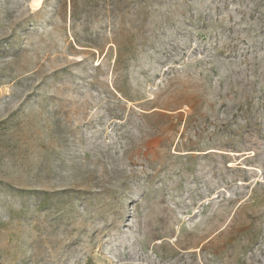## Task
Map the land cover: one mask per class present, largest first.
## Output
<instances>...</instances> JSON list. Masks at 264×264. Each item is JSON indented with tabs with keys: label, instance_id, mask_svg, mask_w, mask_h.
Returning <instances> with one entry per match:
<instances>
[{
	"label": "rangeland",
	"instance_id": "rangeland-1",
	"mask_svg": "<svg viewBox=\"0 0 264 264\" xmlns=\"http://www.w3.org/2000/svg\"><path fill=\"white\" fill-rule=\"evenodd\" d=\"M33 5L0 0V264H264V0Z\"/></svg>",
	"mask_w": 264,
	"mask_h": 264
},
{
	"label": "bare ground",
	"instance_id": "bare-ground-1",
	"mask_svg": "<svg viewBox=\"0 0 264 264\" xmlns=\"http://www.w3.org/2000/svg\"><path fill=\"white\" fill-rule=\"evenodd\" d=\"M34 2H35V5H33V6H36V8L37 7H39L40 6V4L42 3V0H34ZM34 4V3H33Z\"/></svg>",
	"mask_w": 264,
	"mask_h": 264
}]
</instances>
